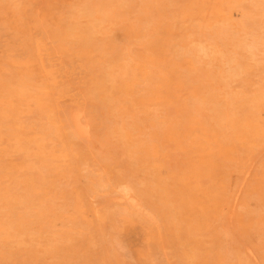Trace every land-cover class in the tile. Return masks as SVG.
Masks as SVG:
<instances>
[{
    "label": "rangeland",
    "instance_id": "obj_1",
    "mask_svg": "<svg viewBox=\"0 0 264 264\" xmlns=\"http://www.w3.org/2000/svg\"><path fill=\"white\" fill-rule=\"evenodd\" d=\"M0 264H264V0H0Z\"/></svg>",
    "mask_w": 264,
    "mask_h": 264
},
{
    "label": "bare ground",
    "instance_id": "obj_2",
    "mask_svg": "<svg viewBox=\"0 0 264 264\" xmlns=\"http://www.w3.org/2000/svg\"><path fill=\"white\" fill-rule=\"evenodd\" d=\"M108 5V4H107ZM202 27V26H201ZM247 49V48H246ZM254 54V53H253ZM261 59V58H260ZM256 60V59H255ZM240 76V75H239ZM222 82V81H221ZM226 82V81H225ZM218 84V83H217ZM228 84V83H227ZM97 105V104H96ZM83 112V111H82ZM66 113V112H65ZM85 113V112H84ZM83 113V114H84ZM65 117H66V114H65ZM68 118V117H67ZM66 118V119H67ZM81 118V117H80ZM80 118H79V116L78 115H76L74 118H73V121H74V124H75V127L77 128V130H78V132H81V133H85L86 132V129H85V127L84 126H82L81 124H79L80 122L79 121H81L80 120ZM86 118V116L84 117V119ZM81 119H83V116H82V118ZM88 119V118H87ZM69 119H67V120H65L66 122L68 121ZM89 120V119H88ZM103 120V119H102ZM111 121V120H110ZM70 122V121H69ZM83 122V121H82ZM86 123H88V121L86 122ZM89 123H91L90 121H89ZM88 123V124H89ZM93 123V122H92ZM111 123V122H110ZM70 124V126L69 127H71V123H69ZM104 124V123H103ZM67 125V124H66ZM105 125V124H104ZM103 126V125H102ZM90 127V126H89ZM105 127V126H104ZM115 128H117V127H115ZM71 131H72V129H71ZM102 132V131H101ZM103 133V132H102ZM111 133V132H110ZM116 133V132H115ZM77 134V133H76ZM105 134V133H104ZM122 134V133H121ZM120 134V135H121ZM77 136V135H76ZM89 136H91V134L89 135ZM88 136V137H89ZM103 136V135H102ZM80 138V137H79ZM86 138V137H85ZM102 139V138H101ZM90 140V139H89ZM98 143V142H97ZM115 148V147H114ZM103 152V151H102ZM253 162V161H252ZM250 166V165H249ZM170 168V167H169ZM241 185V184H240ZM239 185V186H240ZM232 208V207H231ZM230 221V220H229ZM229 224V223H228ZM246 246V245H245ZM252 254V253H251ZM253 256V255H252ZM189 261V260H188Z\"/></svg>",
    "mask_w": 264,
    "mask_h": 264
}]
</instances>
